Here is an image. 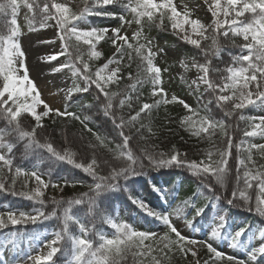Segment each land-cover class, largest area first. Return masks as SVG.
I'll list each match as a JSON object with an SVG mask.
<instances>
[{
	"label": "snow or ice",
	"instance_id": "6c2138e0",
	"mask_svg": "<svg viewBox=\"0 0 264 264\" xmlns=\"http://www.w3.org/2000/svg\"><path fill=\"white\" fill-rule=\"evenodd\" d=\"M204 3L208 5V10L213 17L214 27L213 25H205L198 18H191L192 12L188 10L187 5L184 6L183 11H179L174 0H85L84 7L76 10H73V6H71V0H64V2H57V0H2L0 2V14H2L0 15V28L7 29L6 35H0V121L4 123V128L0 129V148L7 149V153L0 152V173L5 168L11 173L13 187L17 178L21 175L25 177V185L28 178L34 179L36 183L34 189L14 194L25 196L44 205V190L50 186L51 181L46 182L38 171L27 172L22 167L14 164L11 158L14 147L13 140L19 142L27 138L26 149H31L33 145L46 148L59 160H68L72 163V154L67 150L64 154H61L53 147L52 143L41 144L37 139V128L44 127L43 118L50 117L51 114L57 117L67 116L80 120L84 129L92 132V129L86 123L88 117L81 120L80 116L68 111L67 107L61 112L59 108L50 107L41 98L40 91L29 74L28 51L20 39L21 32L17 16L21 5H23L31 13L29 18L31 30H36L37 24L40 29H45L50 26L49 21H52L57 30L54 35H59L61 41H65L69 35L74 36L78 43L82 41L88 45L90 59H99L102 56V52L96 50L97 44L101 41H111L114 48L112 57L107 58V62L96 69L95 78L88 74L89 64L81 58L79 49H77L76 60L83 65L85 70L83 73L74 63L60 64L58 68L53 69L54 72H60L63 68H73L74 74L81 73L86 86H73L68 90L69 98L73 93L88 92L89 88L94 85L99 93L96 97L97 102L104 107L106 114L113 115L114 123L117 119L119 120L116 127L121 129L122 143L117 146V149L119 150V159L124 166L112 168L108 176L96 177L99 182L95 183L90 190L94 195L89 200L91 205L89 211L96 207L102 193L119 186L113 181L118 180L120 177L127 179L129 176L144 172L147 168L175 164L187 167L204 178L214 177L215 181L221 185L233 173L234 167L235 180L228 203L247 204L251 210H255L258 214H264V163H260L256 159L257 155L264 158V143H248L245 146L243 139L244 137L257 136L264 138V115L246 117L240 114L238 120L247 122L248 128L243 131L240 141L234 143L233 137L228 131L231 126L226 125L223 121L215 120L211 116V110L207 105L204 106V111L207 114L200 116L191 105L173 94L171 102L178 101L188 112L193 113V115L185 116L181 120V124L186 125L187 130L192 135L196 137L204 136L211 140L216 130H219L226 137V145L222 149L216 150L218 159L214 160L213 153L208 151L205 159L199 162L188 160L187 153L181 154L175 149V146L167 154L163 152L153 154L148 149H140L139 155H137L129 147L131 137L123 131L126 125L134 126L141 119L142 114L146 115L161 104L170 102L166 98L167 93H165L162 86V69L154 64L156 53L152 51V40L144 32L146 23L149 26L155 24L157 27L164 28L165 19L168 21V27L180 39L201 48L206 56L210 49L204 48L201 40L211 39V47L216 50L213 55H216L220 50L218 35L227 38L229 32H231L234 37H242L243 43L236 45L240 48L241 54L233 56L231 64L226 69H211L219 74L218 81L211 79L209 76L210 60L206 59L205 63L194 61L192 66L202 74L198 77V80L192 81V85H195L197 89L201 84L206 85V91L211 90L215 93V103L218 107L225 109L226 116H232L238 110L246 109L249 106L264 107V0H211V2L204 0ZM117 5L120 9H123V12L131 14L133 19L126 20L124 15H118V12L111 10L112 6ZM89 12H94L96 15L116 17L121 21V27L111 29L108 27H91L81 30L78 24L86 20ZM9 14L11 16L10 21L6 18ZM133 22L137 25V30L132 34L131 39L138 44L135 47V52L142 61V71L145 79L141 80L139 78L141 66L138 65L135 77L131 71L127 73V79L134 80V83L129 85L124 92L111 91L110 86L113 84L118 85L124 78L121 72L122 61L125 53L133 48L128 34L122 32V27L124 24ZM209 29H211L212 35L206 36L205 33ZM193 34L196 38H193ZM141 38H143L144 43H139ZM41 43H54V41H41ZM67 51L68 46L64 44L63 51L49 55L46 59L48 62L56 61ZM245 51L247 54H244ZM145 52L146 54H142ZM127 58L131 61V54ZM112 64H115L116 67L110 69ZM127 67L130 68L131 64L129 63ZM163 71L166 72L167 69L165 68ZM145 82H150L152 85L151 96H159L160 98L154 99L153 103L140 104L138 110L135 111L134 115H130L127 121L122 116H115L113 114L114 107L123 108L126 104L129 108L132 107L133 97L128 93L136 92L137 85L143 86ZM120 96H123V98L119 99L118 105H114V99ZM139 99L140 97L137 95L136 100L139 101ZM208 103L211 104L212 101L210 100ZM229 105L230 107H228ZM40 106H42V110L38 111ZM25 114L34 121L33 125H28L30 130L22 124ZM194 115L198 116V119H194ZM145 127L141 123L136 132L140 133ZM147 131L151 132V128L149 127ZM93 135L100 146L107 148L105 138L95 133ZM89 147L95 149L97 145L89 144ZM233 147L236 149L235 155L232 152ZM230 161L234 163H230ZM103 163L107 165L109 162L105 160ZM96 166L95 154L91 163L87 166L76 165V167L82 168L85 173H92L93 176H96ZM4 181L5 177L0 176V189H5L6 184ZM51 186L58 187L56 184H51ZM204 186L210 190L213 187L211 183ZM152 187L154 191H159L155 185H152ZM250 191L256 192L254 199L250 195ZM130 198L149 215H153L162 221L167 226L168 231L163 236L158 237L155 232L137 231L127 223L112 222V227L116 230L113 238H106L101 235L99 243L94 245L90 239L70 235L68 222L74 219L69 214L70 208L73 204L79 205L82 203V199H74L67 202L69 207L64 209L63 227L61 231L55 233L56 238L49 242L47 253L35 257L29 255L27 260L32 261V264H55L54 257L63 249L57 245H60L61 241L64 240L71 243L72 260L69 261V264H73V262L74 264H126L129 256L132 258V264H144L145 258H148L149 264H164L165 261L171 264L169 254L177 252L182 258L190 255L193 259L189 261V264H201L200 259L197 258L198 246L206 248L209 254V258L204 260L203 264H217V262L223 261H227V264H252L258 256L264 255V244H261L249 253L247 262L240 261L219 251L206 240H197L182 234L181 230L172 223L169 215L150 209L138 197L130 195ZM216 198L219 199V196ZM52 202L60 203L55 199ZM189 203V201L182 202V206L186 208ZM176 211L181 212V206H178ZM202 211V207L196 208L195 215H199ZM52 215H55V212ZM42 218L46 219L47 217L39 210H37L36 215L23 211L19 213L9 211L6 217L0 214V229L8 225L35 223ZM225 223L226 220L223 216L218 217L213 223L211 237L220 235ZM191 224L192 219H188L187 225ZM80 227L83 234L84 225H80ZM246 227L239 229L232 235L233 245L238 243ZM260 232H264V229L258 231L257 239L261 238ZM173 234L175 239H172ZM146 241L150 243H145ZM153 253H157V255H153ZM15 264H19V262L17 261Z\"/></svg>",
	"mask_w": 264,
	"mask_h": 264
},
{
	"label": "trees",
	"instance_id": "16d2710c",
	"mask_svg": "<svg viewBox=\"0 0 264 264\" xmlns=\"http://www.w3.org/2000/svg\"><path fill=\"white\" fill-rule=\"evenodd\" d=\"M57 2H64V0H57ZM84 4L85 0H71L73 10L83 8ZM22 7L23 5L20 8ZM111 10L118 12V15L129 16L131 20L133 19L131 14L123 12V9H120L118 5L112 6ZM30 16L31 13L29 12V15L26 16L22 24L18 23L21 34L24 31H32L29 27ZM6 18L10 21V14ZM88 18L92 27H104L106 21L111 19L118 21L119 25L121 24V21L116 17L96 15L94 12H89ZM164 24V28L157 27L155 24L151 26L147 23L145 24L144 32L152 40V51L156 53L154 64L159 54L155 50L154 41L157 36H165L167 39V34L171 35V43L177 46L182 52L181 60L184 64L191 65L194 61L196 63H205L206 59L210 60L211 67L209 76L213 80L218 81L219 74L211 69H226L231 64L232 57L241 54L240 48L236 45L243 43L242 37H234L231 32H229L227 38L218 35L220 50L216 55H213V52L216 50L211 47V39L201 40L202 46L210 49L206 56L201 48H197L176 37L174 32L168 27L167 19H165ZM38 27L39 25L37 24L36 28ZM6 34L7 29L0 28V35ZM205 35L211 36V29ZM131 37L130 42L133 44V48L125 53L124 60L122 61L123 66L121 72L124 78L118 85H111V91L124 92L129 85L134 83V80L127 79V73L131 71L135 77L138 71V65L141 66L139 78L141 80L145 79L142 71V61L140 56L135 52V47L138 44ZM62 42L68 46V51L64 54L67 57L68 63H74L76 67L81 69V73L85 71L83 65L76 60V55L78 54L77 49H79V55L89 64L88 74L92 75L93 78H95L96 69L106 62L107 58L112 57L114 52L111 41H101V44H103L102 56L99 59L91 58L88 60V53L90 51L88 45L83 42L78 43L75 37L71 35ZM139 43H144L143 38L140 39ZM129 54L132 56L131 61L127 58ZM142 54H146V52ZM129 63L131 64L130 68L127 67ZM186 75L187 73H184L179 82H177L180 87L179 93H181L183 84L186 82ZM151 92L152 85L150 82L143 83V86L137 85L136 92L128 93L133 97L132 107L129 108L127 104L123 108L114 107L113 114L117 117L122 116L127 121L128 117L134 115L135 111L138 110L140 104L145 102L153 103L154 99L160 98L159 96L152 97ZM98 95V90L92 85L88 92L73 93L66 104L67 110L80 116L81 120L84 117L89 118L86 123L92 129V132L84 129L80 120L67 116L57 117L54 114L50 115V117L43 118L42 123L44 127L37 128V139L39 142L41 144L46 142L52 143L53 147L61 154H64L65 150H67L72 154V163L68 160H59L48 152L46 148H39L33 145L31 149H26L27 138L19 142L12 141L14 147L11 152V158L14 164L22 167L27 172L33 170L38 171L42 174L46 182L51 181V184H59L60 191L54 195L56 188L50 184L44 192L43 199L45 204L41 205L38 201L14 194L21 191L27 192L32 189V186L25 185V180L22 175L17 178L16 184L13 187L11 173L6 168L0 173V176L5 177L4 182L6 184L5 189H0V207L4 205L7 207V212L12 211L16 213L23 211L32 214L39 210L47 217L46 219H39L35 223L28 222L18 225H8L0 229V264H6L7 262L1 254L6 246L18 245L22 250L26 247L28 240L33 241L45 230L54 232L61 231L64 222V209L69 207L67 202L74 199H82V203L79 205L73 204L70 208L69 214L74 218L68 222L70 235L90 239L94 245L99 243L101 235L106 238H113L116 230L112 227V222L127 223L135 230L144 232H154L155 228L161 227L162 232L157 234L158 237L163 236L168 231L167 226L162 221L153 215H149L140 208L133 202L130 195L144 201L150 209L166 215L175 211V208L167 202L168 197L173 196L176 198L178 201L177 207L182 206V202L189 201L190 203L186 208L182 207L187 214V219H192L191 225L200 230H205L213 222V202L219 204L224 210L227 222L234 220L240 221V228L247 226L245 231L248 233L254 227L264 229V214H258L255 210H251L247 204L239 202L228 203L231 188L235 180L234 167L233 173L226 178L223 185L217 183L214 177L204 178L202 175L196 174L181 165L173 164L147 168L144 172L129 176L127 179L120 177L118 180L113 181V183L119 186L102 193L97 201L96 207H93L89 211L91 207L89 200L94 195L90 190L94 187L95 183L99 182L96 177L108 176L112 168L124 166L123 162L119 159V150L117 149V146L122 143L120 136L121 129L116 127V123H119V120L117 119L114 123L113 115L105 113L104 107L96 100ZM137 95L140 97L139 101L136 100ZM192 95L191 106L200 116L207 114L204 111V106L207 105L211 110V116L215 120L223 121L226 125L231 126L228 131L232 135L234 143L240 141L243 136V131L248 128V124L245 121L238 120V116L243 114L246 117H253V108L249 106L246 109L238 110L232 116H226L225 109L216 105V94L211 92V90L206 91L204 89L201 92L193 91ZM122 98L123 96L117 97L114 99L113 104L118 105L119 99ZM166 98L170 101L169 103L161 104L158 108H154L146 115L142 114L141 119L134 126L126 125L124 127V133L131 137L129 147L133 152L139 155L140 149H148L153 154L160 152L167 154L175 146V149L181 154L187 153L188 160L199 162L205 159L208 151L213 153L214 160L218 159L216 150L222 149L226 145V137L223 133L216 130L211 140L204 136L196 137L192 135L187 130V126L181 124V120L185 116L193 115V113L188 112L178 101L171 102V96ZM82 100V105H77V102ZM210 100L212 101L211 104L208 103ZM193 118L198 119V116L194 115ZM141 123L146 127L140 133H137L136 129L140 127ZM22 124L28 129V125H33L34 121L25 114V119L22 120ZM149 127L151 128V132L147 131ZM3 128L4 123L0 121V129ZM93 133L105 138L107 148L99 145ZM250 138L244 137L243 139L248 144ZM258 143H264L261 141V137ZM89 144H96L97 147L95 149L90 148ZM0 152L7 153V149L0 148ZM232 152L233 155L236 154L235 147H233ZM94 154L97 159L96 176H93L92 173H85L82 168L76 167L77 164L87 166L91 163ZM256 159L260 163H264V158L257 155ZM105 160L109 162L107 165L103 163ZM230 163L234 162L230 161ZM209 183L213 185L211 190L204 186ZM152 185H155L159 191H154ZM250 195L254 199L256 192L250 191ZM217 196H219V199L216 198ZM53 199L60 203H53ZM200 207L203 208V211L199 215H195L196 208ZM120 209L123 212L118 216L117 214ZM53 212H55V215H52ZM80 225H84L85 230L83 234ZM172 239H175L174 234ZM145 243L150 242L146 241ZM57 246L63 249L54 257L55 264H67V262L72 260L71 243L64 240ZM249 253H247L248 258ZM153 255H157V253H153ZM12 257V262L15 264L17 258L14 255ZM197 258L203 264V261L209 258L207 249L202 248L199 250ZM169 260L171 264H189V258H182L178 252L174 254L170 253ZM257 263L264 264V255L257 257ZM126 264H132L131 256H129ZM144 264H149L148 258H145ZM164 264H168V261H165ZM217 264H227V261L217 262Z\"/></svg>",
	"mask_w": 264,
	"mask_h": 264
},
{
	"label": "rangeland",
	"instance_id": "374dc122",
	"mask_svg": "<svg viewBox=\"0 0 264 264\" xmlns=\"http://www.w3.org/2000/svg\"><path fill=\"white\" fill-rule=\"evenodd\" d=\"M209 2H211V0H209ZM174 3L177 4L179 11H183L184 6L187 5L188 10L192 12L191 18H198L205 25L213 24V17L208 10V5L204 3V0H174ZM27 15H29V10L26 7L21 8L17 16L18 23L22 24ZM125 19L131 20L129 16H126ZM49 25L50 26L45 29L36 28V30H33L31 32L24 31L20 35V39L28 51L27 63L29 66V74L30 77L35 81L37 88L40 91L41 98L46 102L50 96H53L56 103L52 107L59 108L61 112H63L68 102L67 100L69 99L68 90L73 86L85 87L86 82L84 81L82 74H74L73 68H63L60 72L53 71V69L58 68L60 64L73 63H68L67 57H65V55L60 56L56 61H47V56L63 51L64 46L63 42L59 38V35H54V32L57 31L54 23L52 21H49ZM78 27L81 30L92 27L89 23L88 16L86 20L78 24ZM104 27H108L109 29H111L115 27H121V24L119 25L118 21L111 19L106 21ZM136 30L137 26L135 22L131 24H124L122 27V32H126L129 36V39ZM167 35V39L165 38V36H157L156 40L154 41L155 50H157V52L159 53L155 64L157 67H160L162 69V86L165 93H167V97L175 94L179 97V99H182L189 105H191L193 99V91L201 92L206 89V85L203 84H201L198 89L195 87V85H192V81L198 80V77L202 73L199 72L197 68L193 67L192 64L186 65L184 63H181L182 52H180V49L177 46L171 43V35ZM174 35L176 34L174 33ZM176 37L178 36L176 35ZM193 38H196L195 34H193ZM41 41H54V43L45 44L41 43ZM161 49L163 51H160ZM96 50L102 52L103 44H101V42L97 44ZM244 54H247L246 51L244 52ZM39 55L42 59L38 58ZM88 60H90V58H88ZM114 67H116L115 64L110 65V69ZM165 68L167 69L166 72L163 71V69ZM184 73H187L186 82L183 84L181 93H179L180 87L177 82H179ZM82 103L83 100L79 102L78 105H82ZM251 108H253L254 110V116L264 115V107L256 106ZM40 110H42V106L38 107V111ZM259 138V136L251 137L248 143H258ZM261 141L264 142V138H261ZM245 145H247V142H245ZM22 177L25 180V177L23 175ZM27 184L32 186V189L36 187L34 179L28 178ZM56 185H58V187H55L56 190L54 192V195L58 194V192L60 191V185ZM167 202L170 204V206L175 208V211L169 214L170 220L173 224H175V226H177L179 230H181L182 234L191 236L192 238L197 240H206L211 243L213 247L217 248L219 251L225 253L226 255L247 262V253L251 252L259 245L264 244V232H260L261 238L257 239V233L261 229L254 227L252 230H250L249 233L245 231L243 235L240 236L238 243L236 245H233L231 237L234 233L241 229L239 225L240 221L234 220L231 222H227L224 215V210L216 202L212 203L213 223L220 216H223L226 220L221 234L216 237H211L213 223L209 224L208 228H206L205 230H200L199 228L192 225H187L188 219L186 217L187 214L184 212V208L181 206L182 211H176V205L178 203L176 198L170 196L168 197ZM7 211L8 210L6 206L2 205L0 207V214H3L5 217L8 213ZM122 212L123 210L120 209L117 215L120 216ZM32 215H36V212H33ZM56 232L57 231L54 232L45 230L33 241L28 240V242L26 243V247L22 250L18 245L6 246V248L2 251L3 258H5V260L7 261L6 264H13V255L17 258L19 264H32V261L27 260V257L29 255L35 257L37 255L46 254L49 250V242L56 238ZM154 232L157 234L161 233V227L155 228ZM202 248L204 247L198 246L199 250H201ZM188 258L189 261L193 259L190 255L188 256ZM252 264H258L257 259L252 262Z\"/></svg>",
	"mask_w": 264,
	"mask_h": 264
},
{
	"label": "bare ground",
	"instance_id": "6f19581e",
	"mask_svg": "<svg viewBox=\"0 0 264 264\" xmlns=\"http://www.w3.org/2000/svg\"><path fill=\"white\" fill-rule=\"evenodd\" d=\"M38 58L42 59L40 55L38 56ZM46 102L49 104L50 107H52L56 103V101H55L53 96H50L49 99H47Z\"/></svg>",
	"mask_w": 264,
	"mask_h": 264
}]
</instances>
